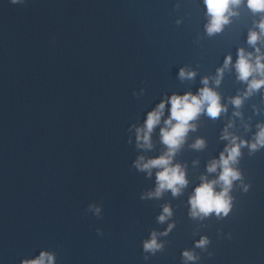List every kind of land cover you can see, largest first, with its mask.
I'll use <instances>...</instances> for the list:
<instances>
[{
	"label": "clouds",
	"instance_id": "obj_1",
	"mask_svg": "<svg viewBox=\"0 0 264 264\" xmlns=\"http://www.w3.org/2000/svg\"><path fill=\"white\" fill-rule=\"evenodd\" d=\"M12 4H23L25 0H10ZM242 0H204L209 16V22L205 26L209 36L219 33L223 30L224 25L229 23V17L236 15L232 9L238 7ZM247 7L253 13H264V0H247ZM257 31H249L247 42L249 45L255 47L257 42L264 37V17L260 20ZM257 55L253 60L252 52H245L243 48L238 49L237 59L235 62V70L238 80L247 83V90L244 92V97L251 96L264 87V55H260V48L255 47ZM232 64L231 55L224 60L223 67L217 69V75L214 78L216 85L220 84L221 78L225 68ZM196 73L192 70L181 68L179 70V78L193 79ZM260 78H256V77ZM251 78V79H250ZM204 87L199 89L198 94L185 93L183 95L173 94L167 100H162L152 111L147 113L146 120L142 127H136L134 124L130 126L129 131L135 128V140L137 148H148L151 145V133L153 129L160 124L166 104H170V115L164 121L165 127L161 129V141L167 146V152L157 158L148 159L145 161L144 156H139L133 164V167L140 171H146L149 176L152 174V169H159L156 173V189L155 192L147 193V196H141V199L150 197H159L165 190H170L173 196H178L181 190L187 186L185 171L180 164H172V158L177 150L184 143L185 137L189 130H194V121L202 111L212 118H218L222 112L226 111V106L221 104L219 94L208 86L209 77L202 79ZM236 108L242 105V97L236 96L230 101ZM239 115V113H234ZM175 122V123H173ZM229 124L225 127L222 139L230 140L220 153L219 160L211 161L207 166V171L213 173L220 168V173L216 180L207 181L202 177V183L194 189L193 195L189 199L190 216L192 217H206L215 213L217 217L227 216L231 209V197L229 192L233 186V182L241 179V173L232 167L237 163L238 157L241 155V147L248 146L250 153L255 152L261 147H264V125H258L259 131L255 135V140L251 144L247 141L241 140L237 143V137L229 133ZM128 143H132L129 137ZM204 141L198 139L193 147L202 148ZM221 185V190H215L216 185ZM247 190V186L246 189ZM99 208H96L97 214ZM172 215L169 206H164L163 213L157 218L158 222L163 223L168 217ZM174 225H169L168 230L161 235H167ZM157 233L152 232L151 238L143 242V250L145 252H152L155 254L158 250L163 248L162 244H158L156 240ZM208 239L202 237L195 243V247L203 248L207 245ZM182 257L185 261H194L197 257L190 251L184 250ZM147 260V257H144ZM22 264H56V253L49 250H41L39 255L32 259H25Z\"/></svg>",
	"mask_w": 264,
	"mask_h": 264
}]
</instances>
